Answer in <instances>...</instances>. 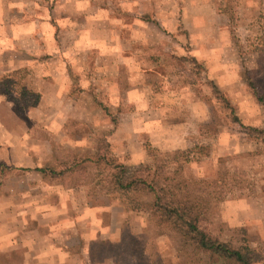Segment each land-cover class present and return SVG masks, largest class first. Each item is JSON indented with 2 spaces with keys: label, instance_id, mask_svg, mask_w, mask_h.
<instances>
[{
  "label": "rangeland",
  "instance_id": "obj_1",
  "mask_svg": "<svg viewBox=\"0 0 264 264\" xmlns=\"http://www.w3.org/2000/svg\"><path fill=\"white\" fill-rule=\"evenodd\" d=\"M218 10L227 13L230 32L228 37V33L207 31L215 44L220 38L211 71L188 55L186 60L172 61V70L162 64L157 72L160 76L153 72L144 75L142 55L133 56L131 72H85L86 95L78 109H73L83 112V124L73 129L77 137L86 138L87 145L103 146V130L110 128L104 127L105 123L116 124L129 110L125 90L129 82L135 95L133 127L139 129L144 79L150 82L160 96L154 113L166 124L157 127L156 141L150 142L144 134L143 160L134 158L139 152H133V159L122 152L128 175L146 169L150 178L171 188L177 198L199 205L200 228L236 248L249 246L253 264H264V134L252 135L248 130H264V0H221ZM111 57L72 56L70 61L107 63ZM116 73L117 90L110 97L105 79ZM97 74L105 78L97 81ZM97 84L101 101L95 97L92 106V86ZM6 85L5 92L14 105L27 108L38 101V94L27 91L19 80L13 78ZM184 85L189 89L182 92ZM72 89L76 94V85ZM100 113L110 118L100 119ZM182 135L188 137V144L180 140ZM161 137L171 146L158 147ZM140 147L134 137L133 151ZM67 148L68 153L63 149L59 154H71V147ZM106 156L109 162H120V157L110 152ZM78 166L74 170L78 174L70 172L62 187L65 192L80 193L79 197L72 202L67 199L66 204L52 191L45 214L23 213L35 210L28 204L40 203L44 197L22 199L14 194L33 179H22L14 167L0 169V264H229L194 249L144 209L142 204L151 201V195L133 193L125 200L113 184L109 166L96 167L90 162ZM137 205L143 209L132 208ZM80 210L83 213H74ZM112 224L118 227L116 231L108 229Z\"/></svg>",
  "mask_w": 264,
  "mask_h": 264
},
{
  "label": "crops",
  "instance_id": "obj_2",
  "mask_svg": "<svg viewBox=\"0 0 264 264\" xmlns=\"http://www.w3.org/2000/svg\"><path fill=\"white\" fill-rule=\"evenodd\" d=\"M220 2L0 0V169L5 171L14 167L22 179H33L18 192L14 191V194L18 193L16 197L45 199L40 203H29L28 206L35 210L23 213L48 212L43 210L48 206L46 199L52 191L57 192L56 197L62 202L66 200V204L67 199L70 202L77 199L80 193L63 191L62 183L69 173L52 176L49 170L60 172L67 164L77 162L75 160L84 159L87 155L95 156L100 149V146L87 145L86 138L77 137V130L73 129L82 123L80 120L84 115L82 111H73L78 109V104H82L86 95L85 75H82L91 71L131 72L133 56L142 55L144 75L153 72L160 76L157 72L162 64H168L170 67L166 66L165 69L172 70V61L188 55L211 71L210 62L219 53L216 47L220 46V38L215 44L212 33L208 34L207 31H215L220 35L228 33V37L230 32L227 13L218 10ZM184 30L186 33H182ZM106 54L114 56L107 63L77 61L74 64L70 61L72 56L82 59L85 55ZM224 70L228 71L229 67L226 66ZM16 72H19L20 79L14 77ZM114 75L116 77L111 78L109 74L105 79L110 97L116 93L119 80L117 73ZM7 76H13L24 84L27 91L38 94L36 104L27 108L14 105L4 89L3 80ZM96 77L97 81L105 78L100 74ZM74 85L76 94H72ZM151 86L144 79V100L141 102L144 110L138 112L141 117L139 129L134 128L132 122L136 114L131 111L135 95L130 82L128 89H125L128 91L126 95L129 100L126 101L129 102V110L125 116H120L116 124L111 125L108 121L104 125L110 127L103 130V142L108 145V154L110 152L120 157L118 159L124 165H127V161L121 160L122 152H127L131 159L134 157L133 152H139L134 158L143 160L144 134L150 142L156 141L157 127L166 124L154 113L159 108L160 96ZM100 89L99 84L92 86L95 94L90 100L92 106L95 97L101 101ZM188 89L184 85L181 91ZM99 118L105 120L110 117L103 113ZM134 137L141 146L135 151ZM160 139L158 147L167 149L171 146L168 139ZM180 140L186 145L189 139L182 135ZM181 143L179 141L178 146L182 147ZM67 146L71 147V154L60 155L63 149L69 152ZM74 174L78 172L74 171ZM38 190L42 191L41 195L36 194ZM82 210L74 213L78 215L83 213ZM65 213L68 214V211ZM111 228L113 231L118 229L116 224H112V227L108 225V229Z\"/></svg>",
  "mask_w": 264,
  "mask_h": 264
},
{
  "label": "trees",
  "instance_id": "obj_3",
  "mask_svg": "<svg viewBox=\"0 0 264 264\" xmlns=\"http://www.w3.org/2000/svg\"><path fill=\"white\" fill-rule=\"evenodd\" d=\"M186 60V58H179ZM195 60L194 58H191ZM196 61V60H195ZM17 73V72H16ZM14 77L20 79L19 72L14 73ZM13 76H7L3 80L6 85L12 81ZM11 79V80H8ZM7 86V85H6ZM7 93V92H6ZM249 132L264 134L263 129L248 128ZM261 137V136H258ZM108 145L103 143L94 158H84L69 163L60 172L49 170L52 176L70 173L78 168V164L90 162L96 166H109L111 168V179L122 197L130 200L129 194L147 193L151 195V201L142 204L144 209L149 210L160 223L168 224L174 233L180 235L186 243L192 245L194 249L200 250L209 255H216L225 259L229 264H253V250L249 246L234 247L227 241L219 240L211 236L208 232L199 227L201 213L199 205L193 201L182 200L176 197L171 188H166L164 183L150 178L146 169H140L132 175H128L122 163L115 160L109 162L106 158ZM150 178V179H148ZM140 205L132 206L134 210H141Z\"/></svg>",
  "mask_w": 264,
  "mask_h": 264
}]
</instances>
